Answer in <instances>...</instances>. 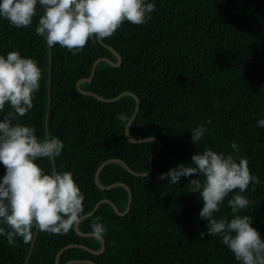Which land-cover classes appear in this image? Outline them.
Returning a JSON list of instances; mask_svg holds the SVG:
<instances>
[{"label": "trees", "instance_id": "trees-1", "mask_svg": "<svg viewBox=\"0 0 264 264\" xmlns=\"http://www.w3.org/2000/svg\"><path fill=\"white\" fill-rule=\"evenodd\" d=\"M156 9L143 25L125 21L107 38L89 40L82 51L56 45L49 48L36 34L39 15L27 28H16L0 18V54L18 50L38 61L43 70L34 107L14 122L35 128L38 138L58 136L65 144L59 157L36 162L50 172L53 168L71 171L85 195V212L107 198L120 211L127 205L128 192L122 185L101 189L95 182L97 167L112 161L98 173L107 186L127 185L131 204L118 214L102 202L77 224L91 233L90 223L99 216L107 228L101 253L100 239L83 236L72 229L51 234L33 227V240L17 238L15 246L0 237V264H238L220 236L205 235L206 221L199 218L203 203L199 193L188 191L191 178L173 184L158 179L170 168L191 162L192 155L205 147L247 157L249 168L262 181L244 193L252 201L241 215L253 218V227L264 238V0H155ZM111 46L121 57L118 62ZM139 108L128 129L132 139L154 136L151 142H131L119 113L132 116L136 100ZM97 96H95V95ZM11 109L6 106L5 111ZM2 118V117H0ZM211 120L209 132L198 144L191 129ZM158 141L160 146L157 149ZM157 149V150H156ZM151 158V171L148 170ZM5 166L0 163V176ZM138 173V174H135ZM238 191L234 190V192ZM225 198L216 215H234ZM73 261V262H71Z\"/></svg>", "mask_w": 264, "mask_h": 264}, {"label": "clouds", "instance_id": "clouds-1", "mask_svg": "<svg viewBox=\"0 0 264 264\" xmlns=\"http://www.w3.org/2000/svg\"><path fill=\"white\" fill-rule=\"evenodd\" d=\"M39 15L36 34L46 45L67 48L75 55L89 40L112 36L125 22L143 25L156 9L155 0H0V18L16 28H27ZM43 70L38 61L23 56L18 50L0 54V163L5 173L0 176V237L15 246L17 238L24 243L33 240V227L51 234H66L80 222L85 212V195L71 171L53 168L46 172L36 161L59 157L65 148L58 136L38 138L30 125L14 122L34 107V96L41 87ZM6 106L11 110L5 111ZM127 128L133 117L119 113ZM211 120L192 128L191 140L196 145L209 132ZM264 128V118L257 121ZM153 142L154 136L148 141ZM234 153L205 147L195 152L188 164L180 163L158 179L177 184L189 179L188 191L199 193L203 203L199 218L206 221V232L220 236L238 264H264V238L253 227V218L241 211L252 201L244 193L262 183L250 170L247 157L239 156V145L231 142ZM234 192V190H237ZM234 214L231 219L218 217L225 198ZM91 235L102 239L107 228L101 217L91 223Z\"/></svg>", "mask_w": 264, "mask_h": 264}, {"label": "water", "instance_id": "water-1", "mask_svg": "<svg viewBox=\"0 0 264 264\" xmlns=\"http://www.w3.org/2000/svg\"><path fill=\"white\" fill-rule=\"evenodd\" d=\"M99 40L101 41V39H99ZM108 47H109V49H110V50L116 55V57H117V59H118V62L114 63V62H112L110 59L105 58V57L97 59V60L94 62V64H93V67H92V71H91L90 76H89L88 78H82V79L78 80V82L76 83V87H77L80 91H82V92H84V93H90V92H88V91L81 90V89L79 88V84H80L81 82H83V81H87V80L92 79L93 74H94V71H95V66H96V63H97L98 60H102V59H103V60H106L107 62H109V63L112 64V65H118V64H120V62H121V57L119 56V54H118V53H117V52H116L111 46H108ZM124 94H131L132 96H134V98H135V100H136L135 109H134V112H133V114H132V116H131V117H133L134 114L137 112V110H138V108H139V100H138V98H137V96H136L135 94H133V93H131V92H127V91H125V92H123V93H121V94H119V95H117L116 97L111 98V99H104V98L99 97V96H97V95H95V94H94V95L97 96L100 100H103V101H112V100H114V99H116V98H118V97H120V96H122V95H124ZM128 129H129V128H127V127L125 128V134H126V137L128 138L129 141H131V142H141V141H145V140L147 139V138L137 139V140L132 139V138L129 136V134H128ZM159 146H160V142L158 141L157 149L159 148ZM157 149H156V150H157ZM152 156H153V155H151V157L149 158V166H148V170H147L146 172H144L143 174L148 173L149 171H151V158H152ZM112 161L120 162V163L123 164L128 170L132 171V170L126 165V163H125L124 161H122V160H119V159H113V158H111V159H107V160L103 161V162L97 167V170H96V173H95V182H96L97 186H98L99 188H101V189H108V188H111V187H113V186H115V185H122V186H124V187L127 189V192H128V200H127V205H126L125 210H124V211H120L114 203H112L109 199L104 198V199L99 200L89 212L84 213V214L82 215L81 219L84 218V217H87V216L91 215V214H92V213H93V212L99 207V205H100L102 202H108V203H110V204L112 205V207L114 208V210H115L118 214H120V215H124V214L129 210V208H130V204H131V191H130V189H129V187H128L127 185H125L124 183H121V182H115V183L109 184V185H107V186H104V185H101V184L99 183V181H98V173H99L100 169H101L105 164H107V163H109V162H112ZM132 172H134V171H132ZM135 174H138V173H135ZM77 224H78V223H77ZM77 224H76V226H75V230L77 231L78 234L83 235V236L91 235V233H85V232H81V231H79L78 228H77ZM100 241H101V247H100V249H98V250H92V249H90V248H88L87 246H84V245H82V244H71V245H68V246H72V245L74 246V245H76V246H79V247H81V248L87 249V250L90 251L91 253H101V252L104 250V248H105V241H104L103 238L100 239ZM62 250H63V249H61V250L57 253V257L59 256V254H60V252H61ZM57 257H56V259H55L56 264H58V263H57ZM71 262H73V261H71ZM84 262H89V263H91V264H96L95 262H92V261H89V260H84ZM68 263H70V262H68ZM68 263H66V264H68Z\"/></svg>", "mask_w": 264, "mask_h": 264}]
</instances>
